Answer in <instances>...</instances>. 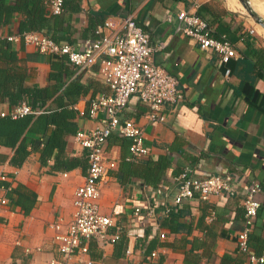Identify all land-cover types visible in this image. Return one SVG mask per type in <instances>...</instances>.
I'll list each match as a JSON object with an SVG mask.
<instances>
[{"label":"crops","instance_id":"obj_1","mask_svg":"<svg viewBox=\"0 0 264 264\" xmlns=\"http://www.w3.org/2000/svg\"><path fill=\"white\" fill-rule=\"evenodd\" d=\"M46 1L48 4L51 0ZM182 10L205 17L215 36L226 37L234 44L238 57L225 64L217 53L203 50L186 35L177 33L176 16ZM59 16L63 21L59 35L78 48L97 38L98 27L108 19L119 22L133 16L151 35L153 46H163L155 54L156 63L178 78L185 94L181 104L165 106V123L149 121L148 107L139 98L130 101L123 117L134 119L144 129L151 150L144 160L165 157L170 165L159 184L153 185L141 172L143 160L128 161L131 141L116 133L111 136L107 157L116 166L102 184L101 209L125 226L123 233L127 239L104 249L93 243L89 257L99 264H146V257L159 249L158 264H250L249 255L239 250L237 237L244 227L243 198L252 181L262 186V207L250 237V254L262 256L264 38L251 18L239 7H230L229 0H64V11ZM168 16L173 17L171 23ZM22 19V15H15L9 24L1 27L9 35H18ZM15 44L19 62L29 76L26 85L55 86L56 81L51 77L52 57L24 42ZM62 59L59 97L66 106L79 112L74 120L79 131L95 130L101 118H90V101L112 93L101 80L100 64L79 73L65 57H59V61ZM72 87L73 94L67 95L66 88ZM51 104L50 101L46 108ZM11 110L13 107L0 99V112ZM27 138L29 141L38 136ZM67 142L69 157L85 155L76 135H69ZM13 156L12 148L0 146V168L8 174L12 187L22 184L38 198L28 215L17 206H0V264H43L60 259L54 241L56 230L51 226L60 224L62 231L67 230L75 212V192L85 181L88 164L69 172L51 173L49 167L42 166L39 151L32 152L22 167L11 164ZM124 159L137 164L135 168L140 173L123 176ZM188 167L194 168L199 177L224 176L232 170L249 171V179L230 195L208 201L199 198L186 201L177 211L184 212L178 218V224L183 226L178 231L166 227L164 221L160 226L157 219L162 222L165 216L164 204L173 206L178 195L175 178ZM159 189H163V194H158ZM149 204L155 205L157 218L146 214L145 207ZM137 205L143 207L142 216L134 218ZM212 211L214 219H210ZM164 231L168 237L162 241L160 234ZM151 244L155 245L152 250Z\"/></svg>","mask_w":264,"mask_h":264},{"label":"built area","instance_id":"obj_2","mask_svg":"<svg viewBox=\"0 0 264 264\" xmlns=\"http://www.w3.org/2000/svg\"><path fill=\"white\" fill-rule=\"evenodd\" d=\"M50 14L60 15L64 11V0H51L47 4ZM176 32L189 37L203 50L218 54L221 61L228 64L238 57L234 44L226 37L217 38L209 21L198 13L182 10L177 16ZM168 22L173 21L168 16ZM254 32V31H253ZM0 40L9 42H24L42 54L54 57H66L79 73L92 69L100 64L101 80L108 85L112 93L101 94L91 103L89 115L91 119H100V126L95 130L79 131L77 142L84 148L88 157V171L84 183L76 190L72 221L66 231L60 224H53L56 230L54 241L61 254L60 259H52L43 264H99L91 259V245L95 243L104 249L115 244L125 231V226L110 215H105L101 209L102 184L109 179L110 172L115 168V161L107 157L109 139L113 134L131 141L128 161L139 162L151 155L147 146L145 132L134 119L124 118L130 101L137 97L148 107L147 118L151 122L165 123L167 115L164 108L168 104L178 105L185 100V94L180 81L158 65L155 54L162 49L153 46L151 35L145 31L133 16L121 19L119 22L108 19L97 29V38L87 40L80 48L69 43L57 42L45 32L32 31L24 34L9 35L0 26ZM230 70L227 71L229 75ZM47 108L39 106L32 108L28 101L13 108L10 112H0V117L6 115L14 119L26 115L45 113ZM249 171L232 170L223 175L199 177L194 168L188 167L175 179L178 185V195L174 205H165V215L177 212L186 201L199 198L208 201L212 197L230 195L235 188L248 181ZM9 182L8 174L0 168V206H10L6 196L11 190L2 186ZM163 189L158 194H163ZM262 186L252 181L243 198L244 227L239 232L237 244L242 253L249 255L250 264H264V254H250V237L254 232L262 207ZM147 215L157 218L156 207L149 204L145 207ZM143 207L135 206L134 218L142 216ZM215 218L212 211L210 219ZM158 225L160 220L157 219ZM161 226V225H160ZM168 237L167 232L160 234L162 241ZM161 252H152L146 257V264H158ZM87 256L88 259H84ZM32 264H39L33 262Z\"/></svg>","mask_w":264,"mask_h":264},{"label":"trees","instance_id":"obj_3","mask_svg":"<svg viewBox=\"0 0 264 264\" xmlns=\"http://www.w3.org/2000/svg\"><path fill=\"white\" fill-rule=\"evenodd\" d=\"M46 2V0H0V26L9 24L15 15H22L20 34L41 31L57 42L70 43L69 40L59 35L63 21L59 15L49 13ZM201 17L203 16L201 15ZM51 57L54 70L51 77L55 79L56 85L46 88L29 87L25 83L29 77L27 69L19 62L15 42L0 40V99L2 102L7 101L13 108H16L28 101L34 109L39 106L46 107L50 101L52 102L45 113L38 116L26 115L17 119L10 115L0 117V146L14 150L11 164L15 167H22L32 152L39 151L42 166L49 167L51 173L69 172L79 167H86L88 157L86 153L81 158H72L66 154L67 137L73 134L77 135L79 132L74 122L79 112L75 108L70 109L62 101V97H59V90L62 87V83L59 86V69L63 68L64 59L59 61V57ZM66 60L68 59L66 58ZM73 92V87L65 90L67 95L73 94ZM95 98L90 101V105ZM29 135H36L38 138L28 141L27 136ZM123 144L125 145L124 142ZM143 161L140 162L141 164L139 163L144 167L141 172L146 175L151 184L157 186L170 165L169 161L165 157ZM135 165L137 164L129 163L124 159L122 163L123 176L126 173H140L136 170ZM1 185L6 188L11 187V190L7 192L11 206L20 207L26 215L35 208L38 196L34 191L22 184L12 187L11 183L2 182ZM183 213L171 212L165 215L162 222L160 220V225L164 221L166 227L178 231L183 227L178 224V218ZM126 239V234L123 233L118 241L123 242ZM125 243L127 244V242ZM153 244H151L150 250L154 249L155 245Z\"/></svg>","mask_w":264,"mask_h":264},{"label":"rangeland","instance_id":"obj_4","mask_svg":"<svg viewBox=\"0 0 264 264\" xmlns=\"http://www.w3.org/2000/svg\"><path fill=\"white\" fill-rule=\"evenodd\" d=\"M250 1L252 2V5L257 10V12H259V14L264 17V0H250ZM229 6L232 7L233 9L239 7V10L241 12H243L244 14H246V16L248 18H251L250 15H249V13L243 7V5L240 3L239 0L238 1L237 0H229ZM250 20H251V22H253L254 24H256L252 18ZM256 26H257L259 32L261 33L262 38H264V29L261 28V26H259L258 24H256Z\"/></svg>","mask_w":264,"mask_h":264},{"label":"water","instance_id":"obj_5","mask_svg":"<svg viewBox=\"0 0 264 264\" xmlns=\"http://www.w3.org/2000/svg\"><path fill=\"white\" fill-rule=\"evenodd\" d=\"M243 7L247 10L250 17L254 20L256 24L261 26L264 29V17L257 12V10L253 7L252 2L250 0H239Z\"/></svg>","mask_w":264,"mask_h":264}]
</instances>
